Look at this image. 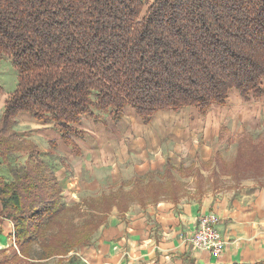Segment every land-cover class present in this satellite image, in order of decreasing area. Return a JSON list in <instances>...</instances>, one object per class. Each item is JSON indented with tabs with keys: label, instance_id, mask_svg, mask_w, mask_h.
Returning a JSON list of instances; mask_svg holds the SVG:
<instances>
[{
	"label": "trees",
	"instance_id": "1",
	"mask_svg": "<svg viewBox=\"0 0 264 264\" xmlns=\"http://www.w3.org/2000/svg\"><path fill=\"white\" fill-rule=\"evenodd\" d=\"M144 8L143 0H0V59L10 58L20 73L0 115V161L10 170L0 176L1 216L13 223L17 249L31 262L73 264L69 255L93 245L114 208L124 214L132 204L177 202L180 195L173 179L166 189L148 180L146 191V178H138L136 191L122 186L87 199L82 225L65 224L69 208L55 169L14 131L20 114L54 123L80 154L74 138L84 116L100 120L99 112L119 122L131 107L148 125L159 111L195 107L206 114L232 90L245 99L264 95V0H154ZM220 132L221 146L237 150L231 162L217 152L208 163L215 186L225 177L264 186V132ZM166 190L172 193L160 195ZM35 244L40 251L32 258Z\"/></svg>",
	"mask_w": 264,
	"mask_h": 264
},
{
	"label": "crops",
	"instance_id": "2",
	"mask_svg": "<svg viewBox=\"0 0 264 264\" xmlns=\"http://www.w3.org/2000/svg\"><path fill=\"white\" fill-rule=\"evenodd\" d=\"M262 83L264 89V80ZM10 96L1 88L0 112H3L4 105ZM252 101L254 105H248ZM218 112L223 114V125L219 128L216 139L219 145H221L219 143L220 131L224 127L235 136L243 133L254 135L256 131L262 129L264 123V95L259 99H254L252 96L245 99L237 90H232L227 102L223 106L213 105L205 114L206 116H203L195 107L185 108L178 112L159 111L148 127L156 126L159 121L164 119L169 121L173 115L184 120L183 118L187 115L190 116L191 113L198 114L206 120L207 118L212 120ZM81 120L80 124L83 122L88 124L92 121L93 123L89 124L101 125V127H94L95 130L88 131L76 126L79 131L83 132L80 138H74L80 154L63 142L52 123L45 124L37 121L32 115L20 114L16 120V125H18H15L14 130L20 126L24 135L26 128L32 127L38 131V135L49 143L51 149L55 150V152L52 150L53 153L61 154L60 156L65 158L67 163L59 165L65 169L73 168L74 170V163H76L74 158L83 157L84 153L90 154L81 145L80 140L85 146L87 143L91 144V141H99L101 144L105 143L107 147L110 145L113 148L111 140L114 137L115 145L120 150L128 151L127 156L130 154L135 156L125 159V163L131 159L135 160V163H132V167H134L132 174L137 176L135 180L146 178L145 183L148 184V180H152L158 185L162 184L166 189L171 183L170 180L173 179L176 184V193L179 195L185 193L183 188L186 187L183 185L184 183H181L185 179L195 176L196 180L202 183H199L196 188L193 185L188 189L199 194L194 199L182 196L177 202L161 199L159 203L146 204L145 207L135 203L124 214L114 208L107 223L99 229L101 234L94 241L95 243L88 248L80 249L81 255L75 256L76 260L73 264L80 261L92 264H264V186L259 181L246 180L241 184H236L225 177L220 180L221 182H218L219 185L217 183L218 187H216L214 178H212L215 165L207 168L214 153L207 145L197 146L196 149L199 152L191 154L193 155V166L192 169H188L191 170V173L186 176L183 174L180 179L176 178L175 173L180 172L182 167L173 165L171 157L159 158L157 154L151 157L150 153L143 157L136 147L132 148L131 142L133 141L130 140L136 137L138 129L146 126L142 124L144 121L131 107H127L119 122L108 117L96 120L91 116H84ZM229 122H232L231 126L227 125ZM22 137L26 138V136ZM54 143L55 148L52 145ZM228 147L236 148L234 145ZM123 155L124 153H122V157ZM221 156L224 161H227L225 154H221ZM198 164H201L202 168L197 169ZM3 165L0 162V167ZM194 166L195 169H193ZM90 167L89 164L82 165L81 175L85 168L87 170ZM194 172L195 174H193ZM205 172H210V179L204 176ZM121 179L120 176L117 180ZM208 179L215 184L206 188L202 180L208 182ZM225 179L230 182H225L224 185L226 183L229 185L225 189H220L219 187ZM58 180L61 184L59 178ZM171 193L166 190L162 191L160 195ZM2 210L3 205L0 202V250L16 247L14 225L1 216ZM210 212L216 213L220 218L218 229L228 241L227 250L222 253L219 259H214L208 252L194 249L188 243L189 238L196 230L198 216Z\"/></svg>",
	"mask_w": 264,
	"mask_h": 264
},
{
	"label": "rangeland",
	"instance_id": "3",
	"mask_svg": "<svg viewBox=\"0 0 264 264\" xmlns=\"http://www.w3.org/2000/svg\"><path fill=\"white\" fill-rule=\"evenodd\" d=\"M153 2L154 0H143L145 6L143 14L146 13ZM19 74L20 73H18V70L16 69L13 61L10 58L4 56L1 57L0 87L10 95L14 93L18 85ZM248 105H254V102H249ZM1 114L2 112H0V115ZM97 115L101 120L103 118H106L105 115H102L99 112H97ZM204 115L205 114H203V116ZM213 117L214 118L212 120L208 118L206 120L203 117H200L198 114L194 115V113H191L190 116H185L183 118L184 120H181L180 117H174L173 115L174 119L171 118L169 121L164 119L161 122L159 121L156 126L148 127L147 124L142 123L146 127L138 129L136 137L130 140L133 141L131 142V146L132 148L133 146L136 147L137 151L140 152L141 156L143 157L148 153H150L151 157L156 156V154L159 158L171 157V162L173 163V165L182 167V170L180 172L175 173V176L178 179H180V176H183V174L186 176L191 173V170H188L192 169L191 167L193 166V155L191 154L199 152L198 149H196L197 146L201 147L207 145L209 149L212 150L214 155L217 152H220V154H225L227 162H231L236 155V148H231L226 145L221 146L216 141L219 133V128L223 125V114L218 112ZM89 123L92 124L93 122L91 121ZM89 123L86 124L83 122L77 127L81 129L84 128L88 131H93L95 130V128L101 127V125L93 126ZM52 124L54 125V123ZM227 125L231 126L232 122L227 123ZM263 130L264 127H262L260 131H256L253 136L255 138L258 137L259 135L263 134ZM14 131H17L21 136H26V142L29 144H33L41 153H43V161L46 164H50L52 168L55 169L56 175H58V178L61 182L60 185L63 197L62 201L67 206V208H69V211L66 213V215H64V222L67 225L72 224L80 226L86 220V218H88V210L84 205V201H86L87 199L97 198L102 195H110L111 193H113V191H118L122 186L128 193L129 191H136L137 181L135 180V178L137 176H134L132 174L134 171L132 163H135V160L131 159V161L125 163V159L135 156H132L131 154L127 156L126 154L128 151L120 150V148L115 145L116 140L114 139V137L111 140L112 146H114L113 148L110 147V145L107 147L105 143L101 144L99 141H91V144L87 143L85 146L83 141L80 140V142L82 143L81 145L85 148V150L87 149L90 154L87 155L86 153H84L83 157L74 158V162H76L74 163L75 173L73 168L65 169L59 166L61 163H67L65 158H62V156H60L61 154L53 153L52 150L54 149H51L49 143H47L45 139L38 135V131L34 130L32 127L26 128V130H24V135L22 134V128L20 126L16 127V130ZM122 153H124L123 157ZM26 159V157H21L18 162L23 164L25 163ZM14 160L15 157H12L11 164L13 166L16 165ZM87 164H89V166H91L90 168L92 169L88 168L86 170L85 168V170L82 171L83 174L81 175V170L83 169L82 165L84 166ZM197 167V169H200L202 168V165L198 164ZM193 169H195V166L193 167ZM9 171V167L7 165H3L2 167H0V175L5 174L9 177ZM193 174H195V172ZM209 175L210 172H205L204 176H207L210 179ZM120 176L122 179L118 181L117 179ZM202 181L203 183H205L206 188H209V185H213L214 183L212 180H209L211 181L210 183L209 181ZM225 182L228 183L230 181L227 179L223 180V185L221 183V186L219 187L220 189H225V187L229 185L227 183L224 185ZM181 183H184L183 185H185L186 188H183V191H185V193L183 195H180V197H187L188 199L197 198L199 194L188 189H190V187H192L193 185H195L196 188V186L202 182L196 180L195 176H193L191 179H185ZM146 185L147 182L142 183V186L144 188L146 187V191H148L149 189ZM146 198L148 200H152L150 195L146 196ZM77 205H82V208L76 210L75 206ZM99 229L92 239L93 243H95L94 241L101 234ZM39 251L40 249L38 245L35 244L32 250L28 253L32 258H35V256L38 255ZM15 252L17 253L18 257L20 256L19 259L16 257ZM80 253V249H77L71 253L72 255L69 256L74 258L76 255L80 256ZM69 256L67 257V259H71ZM58 262V259H51V261L31 262L30 258L29 260H27L23 257V255H21V252L17 249V246L6 249L3 248L2 250H0V264H58ZM63 264L71 263L70 261H68L64 262ZM77 264L92 263H85L80 261Z\"/></svg>",
	"mask_w": 264,
	"mask_h": 264
},
{
	"label": "built area",
	"instance_id": "4",
	"mask_svg": "<svg viewBox=\"0 0 264 264\" xmlns=\"http://www.w3.org/2000/svg\"><path fill=\"white\" fill-rule=\"evenodd\" d=\"M219 223L220 218L216 213L201 214L197 218L196 230L188 243L194 249L208 252L214 259H219L228 247V241L218 229Z\"/></svg>",
	"mask_w": 264,
	"mask_h": 264
}]
</instances>
